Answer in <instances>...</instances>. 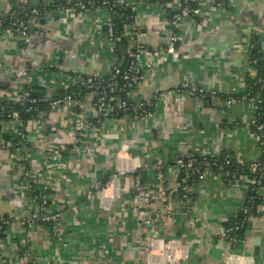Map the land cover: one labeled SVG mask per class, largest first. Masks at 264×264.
<instances>
[{"label":"crops","instance_id":"crops-1","mask_svg":"<svg viewBox=\"0 0 264 264\" xmlns=\"http://www.w3.org/2000/svg\"><path fill=\"white\" fill-rule=\"evenodd\" d=\"M124 4L135 13L124 32L134 25L146 52L163 47L170 27L160 7L145 0ZM197 9L181 26L175 52L159 53L153 64L145 55L142 68L153 76L146 75L125 94L133 104L152 102L151 118L104 119L100 126H87L81 143L74 144L64 134L68 109L45 106L41 118L37 115L22 124L26 142L39 149L62 146L66 153L45 163L33 157L24 167L13 156L17 129L0 118V141L5 144L0 150V217L11 220L0 237V264H149L144 246L152 234L161 242L150 254L155 264H224L228 246L221 231L224 223L235 221L247 193L230 190L219 175L188 184L175 161L193 154L227 153L244 166L260 158L254 138L243 127L250 112L236 98L245 88L249 44H256L264 57V0H222V7L203 0ZM65 16L59 11L45 14L38 21L44 36L29 48L0 42V84L7 85L0 86V94L12 91L16 84L10 77L18 78L24 71L45 100L71 89L77 75L109 73L117 56L104 34L106 13L71 12L66 16L70 28L59 22ZM129 49L127 43L125 50ZM55 56L58 65H47ZM249 74L256 75L254 70ZM183 84L216 96H185L179 92ZM90 113L87 100L88 121L93 119ZM35 119L41 132L35 129ZM85 143L91 144L93 154ZM25 171L38 187L45 185L48 212L60 214L59 239L46 225L27 226L26 220L37 212L16 190ZM181 183H186L187 201L181 198ZM159 186L166 188V200ZM136 188L150 197L137 194ZM148 210L157 220L145 226ZM249 229L235 250L259 261L263 247L252 240L264 232V222L253 220ZM164 249H171L172 256L164 259Z\"/></svg>","mask_w":264,"mask_h":264},{"label":"built area","instance_id":"built-area-1","mask_svg":"<svg viewBox=\"0 0 264 264\" xmlns=\"http://www.w3.org/2000/svg\"><path fill=\"white\" fill-rule=\"evenodd\" d=\"M4 1V6L0 8V42L16 43L17 45L28 48L33 46L36 41L42 39L44 36V31L38 21L51 11L63 12L67 16L71 12H77L83 15L90 11L103 10L107 17L104 34L111 46L113 47L122 37H126L127 43H130V49L126 51V58L124 60L122 58L120 60L116 59V62L113 63L107 75H77L71 89L51 99L45 100L42 98L41 100H37L31 98L29 93L20 84L12 86L14 91L5 90L0 94V118L12 122L17 129V140L15 142L13 156L24 167L33 157L39 156L45 163L46 161L50 162L54 157H59L60 153L58 150L50 151L39 149L35 145L27 144L22 124L19 121V112L13 108L5 107L4 104L6 102L19 103V106L25 108L27 112H37L39 101L44 102L51 110L66 107L68 109L67 117L69 126L64 128V134L74 144L81 143L80 135L87 126L91 124L100 126L104 119L126 116L139 122L151 118L153 112L152 102L133 104L126 97H120L114 94V91H121L127 94L129 88L144 81L146 75L153 76L151 72L146 74L143 70V65L141 64L143 57L146 55L149 63L153 64L152 60L158 58L157 55L159 53H174L176 43L180 39L181 26L198 13L197 7L202 4L203 0H166L161 5L157 3L160 5L162 15L168 18L167 23L170 27V35L165 45L154 52H146L145 46L139 42L141 33L138 32L134 25L132 26L131 32H124L122 35L117 34L114 30V24L111 18L114 14L112 7L123 5L124 0H76L73 4H70L71 0H41L38 4H35L32 0ZM97 1L100 2V5L95 6V2ZM211 1L218 7H222V0ZM193 3L196 5L195 8L192 7ZM171 10H173V14H171ZM66 16L59 18V21L64 24V28L65 26L70 28V23L67 22ZM172 29H175L176 32L172 31ZM253 48H255V44H249V50ZM258 52L261 53L260 49ZM58 61L59 58L55 56L50 59L47 65L52 67L57 66ZM125 62L127 63L126 65H124ZM248 65L246 67V69L248 68L247 74L254 70V74L256 75L251 77L250 82L247 81L246 83L245 79V88L236 99L242 102L250 112V121L243 127L254 138L261 154L260 158L241 166L245 168L241 171L234 169L233 171H228V173L220 171L224 165L228 166L230 164L227 159L224 160L223 164H217L216 162L209 163L205 160H201L202 162L198 163L194 158L184 159L183 157H179L176 159L175 164L187 176H196V181L203 180L208 175H219L225 186L230 190L245 191L247 195L237 212V216H244L251 224L253 220L264 222V161H262V158H264V78L257 75L260 68H263L262 70L264 71V66H257L258 59L248 60ZM179 92H183L185 96L197 97L201 100L216 96L214 91L205 90L200 86H189L188 84H183ZM87 100L91 101L90 115L93 119L90 121L87 120L85 115V104ZM4 146L5 144L0 141V150H3ZM26 172L23 175V181L17 180L16 190L21 195L28 197L30 209L37 212V215L26 220V224L30 229L36 226L46 225L51 236L59 239L63 234L60 214L48 212V198L45 195V185L42 188L38 187ZM112 184L113 182L109 185ZM180 190L182 200H189L190 197L187 192L186 183H181ZM135 192L139 195L150 197L148 193H143L139 188H136ZM159 192L163 200L168 198L169 195L166 193V188L159 186ZM257 198L260 199V202L255 205ZM253 210L254 213L252 214ZM156 220L157 217H152L148 210L145 212L142 221L147 226V224H151ZM10 223L11 220L9 218L0 217V237L4 232V227ZM242 225L239 224L237 228H242ZM230 231V228L223 229L220 237L223 239L226 234L228 236V232ZM260 236L258 238L263 247V257L259 261L247 258L244 254L238 253L234 249L237 236H228L225 239L228 248L224 256V264H264V232ZM157 243L161 242L153 234L146 240L144 247L149 264H155L153 259H150V254L157 247ZM170 253L171 249H164V259L169 258Z\"/></svg>","mask_w":264,"mask_h":264},{"label":"trees","instance_id":"trees-1","mask_svg":"<svg viewBox=\"0 0 264 264\" xmlns=\"http://www.w3.org/2000/svg\"><path fill=\"white\" fill-rule=\"evenodd\" d=\"M146 3H153L156 4L157 6L160 7V5L164 2H166V0H145ZM75 1L71 0L70 4L74 3ZM159 3V4H157ZM100 5V2L97 1L95 2V6ZM94 7V6H93ZM111 7V6H109ZM192 7L195 8L196 5L193 3ZM199 7V6H198ZM112 10L114 11V14L112 15V22L114 24V30L116 31L117 34H123L125 28L131 24L133 22V18H134V12L131 10V8L127 7L125 4L118 6V7H112ZM171 14H173V10L170 11ZM195 17V16H192ZM170 20V18H169ZM40 21V20H39ZM172 31H175V29H172ZM20 46V45H19ZM23 47V46H21ZM127 47V40L126 37H122L118 42L115 43V47H114V52L117 56V59H123L126 58V50L125 48ZM260 48L255 44V48H253L252 50H250V52H248V60L250 59H258V65L257 66H264V57L262 55V53L258 52ZM127 63L125 62L124 65H126ZM263 68H260V70L257 72L258 76H262L264 78V71L262 70ZM253 75L247 74L246 76V83L247 81H251V77ZM22 87L24 88V90H26L31 98H35L37 100H41L43 98V95L38 91V87H36L35 85H23L21 84ZM130 89V88H129ZM114 94L120 96V97H125V94L121 91H114ZM127 98V97H126ZM128 99V98H127ZM129 100V99H128ZM4 103V102H3ZM5 107L8 108H13L14 110H17L19 112V121L21 122V124L25 123L26 121H28L29 119H33L36 118L37 115L39 114V112L41 110L46 109V105L44 102H38L37 105V112H27L25 111V108H22L19 106V103H8L6 102L4 104ZM17 140V139H16ZM16 142V141H15ZM45 149H52V150H58L60 154L63 153V155L66 153V148L62 147V146H52L50 148H45ZM184 159L187 158H194L196 161H198V163H201L203 160H205L206 162H216L217 164H223L224 160H229L230 164L228 166L224 165L222 167V169L220 171H223L224 173H228V171H233L234 169H237L238 171H241L245 168L237 165L235 163V161L232 159V157L227 154V153H220L218 156H214V155H198V154H193L190 156H183ZM205 158V159H204ZM202 160V161H201ZM215 160V161H214ZM262 161H264V158H262ZM222 172V173H223ZM247 173V172H246ZM196 180V176H192V177H187L186 182H188V184L192 181ZM246 198V197H245ZM260 202V199H256L255 200V205L258 204ZM254 213V210L252 211V214ZM239 224H243L242 228H237ZM250 222H248L246 220V218L242 215H239L235 218V221L231 224L229 222L224 223V228L223 229H231L230 232H228V236L230 235H236L237 236V242L235 243L234 249L238 248L247 238L246 236V231L249 229L250 226ZM227 234L224 236V240L227 239Z\"/></svg>","mask_w":264,"mask_h":264},{"label":"water","instance_id":"water-1","mask_svg":"<svg viewBox=\"0 0 264 264\" xmlns=\"http://www.w3.org/2000/svg\"><path fill=\"white\" fill-rule=\"evenodd\" d=\"M4 4H5V1L3 0V4L2 5H0V8H1V6H4ZM60 22V21H59ZM82 70H84V68L82 69ZM24 71V70H23ZM97 73H91V74H89V75H96ZM20 76L18 77V78H16V77H14V76H12V77H10V81H13V83H15V84H23V85H28L29 84V75H28V73H26L25 71H24V73H21V74H19ZM6 77V76H5ZM9 81V82H10ZM30 85V84H29ZM0 86H2V87H7V85H3V84H0ZM39 116L38 117H40L41 118V114H38ZM37 121H38V119H35V122H34V126L36 127L35 129L37 130V131H39V132H41L42 131V127L40 128H38V125H37ZM47 142H49L48 140H47ZM85 146H86V149L88 150L87 152H88V154H93V150H92V146H91V144L90 143H85ZM9 185H10V187L12 188L13 187V182H12V180H10L9 179ZM25 204H27V203H25ZM231 223H232V221H231ZM249 234H250V231L248 230V231H246V236H249ZM252 242H253V244H255V245H258L259 243H260V239L257 237V238H254L253 240H252Z\"/></svg>","mask_w":264,"mask_h":264}]
</instances>
